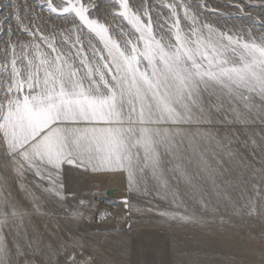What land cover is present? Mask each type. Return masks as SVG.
Instances as JSON below:
<instances>
[{"label": "snow or ice", "instance_id": "snow-or-ice-1", "mask_svg": "<svg viewBox=\"0 0 264 264\" xmlns=\"http://www.w3.org/2000/svg\"><path fill=\"white\" fill-rule=\"evenodd\" d=\"M228 6L252 26L202 20L222 15L205 0H0V169L30 173L60 199L66 165L122 172L131 191L171 195L176 210L159 214L184 222L196 219L181 211L186 196L202 208L230 199L200 133L185 131L217 114L264 121V31L255 30L264 20ZM250 190L248 214L259 215L264 186ZM120 203L131 212L127 197ZM25 214L0 193V233ZM13 248L0 235V264H11ZM66 264L78 261L70 254Z\"/></svg>", "mask_w": 264, "mask_h": 264}, {"label": "rangeland", "instance_id": "rangeland-1", "mask_svg": "<svg viewBox=\"0 0 264 264\" xmlns=\"http://www.w3.org/2000/svg\"><path fill=\"white\" fill-rule=\"evenodd\" d=\"M142 1L145 0H130V3L135 5ZM205 1L210 8L222 14L218 18H240V21L252 26L247 17L241 16L239 10L236 11V7L228 6L240 4L243 5L244 13H251L253 18L264 20V0ZM99 2L104 3L105 0ZM148 2L154 3L155 0ZM255 29L264 31L259 24L255 25ZM62 183V192L68 194L60 199L49 193L44 195L42 187L34 186L30 173L17 178L11 171L0 169V193L26 212L15 228L4 229L10 247L18 245L20 249L19 252L12 249L11 264H27L28 261L29 264H66L70 254L75 256L78 264L81 261H90L91 264H264L262 242L254 241L255 249L251 248L250 251L239 246L235 250L228 248H234L231 245L233 238L245 240L247 237L237 229H228L225 233L229 235L220 238L211 233L212 228H209V232L204 230L203 227L207 225L203 222L177 223L176 220L165 219L154 213V208L159 207L175 211L176 205H160L153 199L127 198L132 205L131 212H128L115 203L123 198L92 191L91 187H99L95 182L86 186ZM230 199L241 203L244 197L239 193H231ZM81 200L86 204L91 201V207L81 206ZM137 205H142V211ZM73 206L75 208L71 211L70 207ZM222 207V210H227V214L240 215L232 212L225 204ZM198 208L202 213L209 212L200 205ZM181 210L195 217L198 215L197 211L187 207ZM239 211L248 213V206ZM77 212L83 215H74ZM104 213L112 215L106 217ZM127 221L134 224L129 226ZM213 226L220 231L224 225L208 224V227ZM260 233L258 231L255 235Z\"/></svg>", "mask_w": 264, "mask_h": 264}, {"label": "bare ground", "instance_id": "bare-ground-1", "mask_svg": "<svg viewBox=\"0 0 264 264\" xmlns=\"http://www.w3.org/2000/svg\"><path fill=\"white\" fill-rule=\"evenodd\" d=\"M144 3L145 1H142L135 5L141 6ZM238 10L239 9L237 8L236 11ZM203 16L204 15L201 16L202 20H212L221 26H251L248 23L240 21V18L227 20L218 18V16L212 14H206V16ZM108 19L111 20L110 17H108ZM256 32L260 33L258 30H256ZM226 107L227 105H225V108ZM185 131L192 134L197 132L200 133L196 139L199 142V148L204 150L205 159L212 166H216L218 164V172L220 169H223V171L220 172V178L221 180H224L225 178L227 179V192L230 195L231 193H239L240 195H243L244 200L241 203H237L232 199H216L215 197H212L211 203L207 208H205L209 212L202 213L197 210L199 209V204L192 202L191 199L186 196L184 198L183 207L197 211L198 215L192 222H184L180 220H176V222L184 224H196L197 222H203L207 225L205 228L203 227L204 230L209 232V228H212L213 230H211V233L217 234L216 236L220 238H226L229 235L225 233L228 229H237L241 233L246 234L247 237L245 240L239 237L233 238V243H231V245H234V248L228 247L231 250H235L239 246L244 250L250 251L251 248L255 249V247H253L255 243L254 241L262 242L264 245V199L257 201V208L260 212L259 215H249L248 213L239 211L242 210L243 207L248 206L250 198L253 200L257 199L255 193L250 190L252 185L264 186V178L259 175V173L264 172V121L257 118L254 121L250 120L247 124H245L233 119L231 114H229L226 118H222L220 114H217L216 119L212 124L200 126L193 125L191 127L186 126ZM189 170L195 171V166L193 165ZM225 173L227 174L226 177ZM60 179L65 183L76 186H86L88 183L95 182L94 184H98L99 187H91L90 189L92 191L112 195L118 198L127 197L135 200L153 199L154 201L160 203V205H175L171 199V195H169L168 198H161V196L157 195L155 191L145 195L129 190L127 187L126 174L122 172L92 173L91 171H85L81 168L66 165ZM172 183L174 191L177 186L180 192L185 191L183 180L173 179ZM43 193L46 195L48 192L43 191ZM62 193L63 195L68 194L64 192ZM69 197L72 198V196ZM115 203L117 206L123 207L119 201H115ZM222 204L228 206L232 212L240 213V215L227 214V210H222L224 209ZM106 206L108 205L106 204ZM137 207L140 211H142V205H137ZM74 208V206L70 207L71 211ZM216 210L218 212H216ZM160 211H167V209L163 207L154 208V213L159 214ZM181 211L184 212L185 210ZM167 212L174 211L168 210ZM126 223L129 226L134 224L129 221ZM209 223H219L224 226L221 227V230L219 231L218 227H208ZM258 231L261 232V235H255ZM95 247H97V245H95ZM29 263L30 261L27 262V264Z\"/></svg>", "mask_w": 264, "mask_h": 264}]
</instances>
